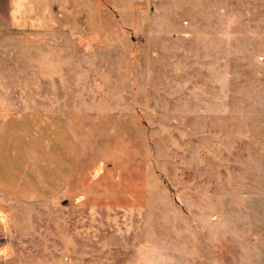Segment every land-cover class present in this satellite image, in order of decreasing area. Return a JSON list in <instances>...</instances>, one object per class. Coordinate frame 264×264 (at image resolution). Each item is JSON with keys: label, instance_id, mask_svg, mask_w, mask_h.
Instances as JSON below:
<instances>
[{"label": "rangeland", "instance_id": "rangeland-1", "mask_svg": "<svg viewBox=\"0 0 264 264\" xmlns=\"http://www.w3.org/2000/svg\"><path fill=\"white\" fill-rule=\"evenodd\" d=\"M67 1L78 173L8 211L0 264H264V0Z\"/></svg>", "mask_w": 264, "mask_h": 264}, {"label": "crops", "instance_id": "crops-1", "mask_svg": "<svg viewBox=\"0 0 264 264\" xmlns=\"http://www.w3.org/2000/svg\"><path fill=\"white\" fill-rule=\"evenodd\" d=\"M65 1L0 0V227L13 217L8 211L14 205L59 197L78 173L77 137L57 111L68 95H58L56 107V94L45 87L61 84L59 78L68 75L63 68L71 75L76 67L45 55L46 35L64 32L50 21L74 18L71 10L47 11L46 5Z\"/></svg>", "mask_w": 264, "mask_h": 264}]
</instances>
